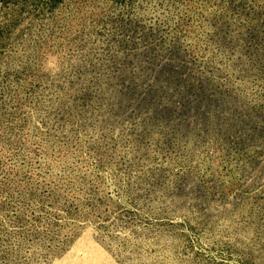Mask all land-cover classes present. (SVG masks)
I'll use <instances>...</instances> for the list:
<instances>
[{
    "label": "rangeland",
    "instance_id": "rangeland-1",
    "mask_svg": "<svg viewBox=\"0 0 264 264\" xmlns=\"http://www.w3.org/2000/svg\"><path fill=\"white\" fill-rule=\"evenodd\" d=\"M0 264H264V0H0Z\"/></svg>",
    "mask_w": 264,
    "mask_h": 264
}]
</instances>
